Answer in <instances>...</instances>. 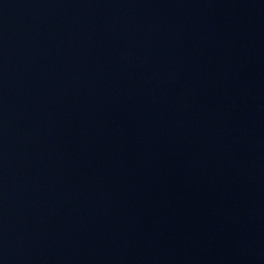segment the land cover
Listing matches in <instances>:
<instances>
[{
  "label": "water",
  "instance_id": "1",
  "mask_svg": "<svg viewBox=\"0 0 264 264\" xmlns=\"http://www.w3.org/2000/svg\"><path fill=\"white\" fill-rule=\"evenodd\" d=\"M0 264H252L134 0H0Z\"/></svg>",
  "mask_w": 264,
  "mask_h": 264
}]
</instances>
